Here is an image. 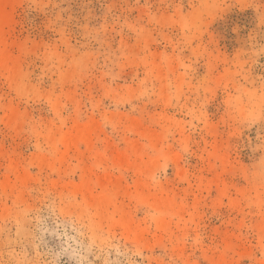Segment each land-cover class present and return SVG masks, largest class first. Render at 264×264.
Listing matches in <instances>:
<instances>
[{
    "label": "rangeland",
    "instance_id": "obj_1",
    "mask_svg": "<svg viewBox=\"0 0 264 264\" xmlns=\"http://www.w3.org/2000/svg\"><path fill=\"white\" fill-rule=\"evenodd\" d=\"M4 1L0 264H264V0Z\"/></svg>",
    "mask_w": 264,
    "mask_h": 264
},
{
    "label": "bare ground",
    "instance_id": "obj_2",
    "mask_svg": "<svg viewBox=\"0 0 264 264\" xmlns=\"http://www.w3.org/2000/svg\"><path fill=\"white\" fill-rule=\"evenodd\" d=\"M4 2H5L4 0H0V9H1V6H3ZM2 18H5V19H2ZM6 23H7L6 17L0 15V35H1V31L3 30L5 25H7ZM3 38H4V35H3L2 38L0 37V68H2V70L4 69L5 72H10L11 69L12 70L14 69V68H12L13 67V62H12V65L10 66V62L11 61L9 60V57L7 56V54L5 52V42H4ZM77 130L75 131V133H76L75 136L74 135L72 136L71 143H73V144H75L76 141H79V140H82V139H85V141H86V138H85L86 134H87L86 137L88 139V135H89L88 133L92 132V131H89V128L87 130L80 129V128L77 129ZM87 131H89V132L87 133ZM152 140H150V142Z\"/></svg>",
    "mask_w": 264,
    "mask_h": 264
}]
</instances>
